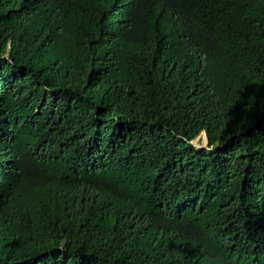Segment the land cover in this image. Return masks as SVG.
<instances>
[{
  "label": "trees",
  "instance_id": "16d2710c",
  "mask_svg": "<svg viewBox=\"0 0 264 264\" xmlns=\"http://www.w3.org/2000/svg\"><path fill=\"white\" fill-rule=\"evenodd\" d=\"M0 264H264V0H0Z\"/></svg>",
  "mask_w": 264,
  "mask_h": 264
},
{
  "label": "rangeland",
  "instance_id": "374dc122",
  "mask_svg": "<svg viewBox=\"0 0 264 264\" xmlns=\"http://www.w3.org/2000/svg\"><path fill=\"white\" fill-rule=\"evenodd\" d=\"M203 130L199 132L198 135H196L193 139L192 142L196 147L204 146L206 144V141L203 140ZM206 137V135H204ZM204 141V142H203Z\"/></svg>",
  "mask_w": 264,
  "mask_h": 264
},
{
  "label": "bare ground",
  "instance_id": "6f19581e",
  "mask_svg": "<svg viewBox=\"0 0 264 264\" xmlns=\"http://www.w3.org/2000/svg\"><path fill=\"white\" fill-rule=\"evenodd\" d=\"M202 134H203V140L206 141V137L204 136V135H205V134H204V131L202 132ZM204 141H203V142H204Z\"/></svg>",
  "mask_w": 264,
  "mask_h": 264
},
{
  "label": "water",
  "instance_id": "95a60500",
  "mask_svg": "<svg viewBox=\"0 0 264 264\" xmlns=\"http://www.w3.org/2000/svg\"><path fill=\"white\" fill-rule=\"evenodd\" d=\"M204 134H205V132H204ZM206 143H207V140H206Z\"/></svg>",
  "mask_w": 264,
  "mask_h": 264
}]
</instances>
